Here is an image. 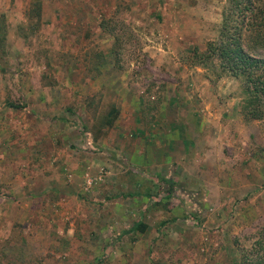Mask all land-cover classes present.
I'll return each instance as SVG.
<instances>
[{
	"label": "rangeland",
	"instance_id": "1",
	"mask_svg": "<svg viewBox=\"0 0 264 264\" xmlns=\"http://www.w3.org/2000/svg\"><path fill=\"white\" fill-rule=\"evenodd\" d=\"M34 1L0 0V67L11 78L17 70L29 78L71 84L58 90L69 97L55 105L53 117L71 134L67 149L77 167L64 170L69 196L60 192L57 202L69 205L72 215L67 220L54 217L50 229H34L31 223L23 229L19 224L18 236L9 239L18 240L22 233L42 247L47 230L59 243L65 234L70 238L71 247H56L48 258L39 252L28 257L29 249L22 250L26 260L36 259L37 264H241L240 254L264 226V207L258 204L249 222L238 220L237 209H224L214 218L209 196H201L200 183L186 174L196 164L185 159L191 153L159 154L169 138L165 131L185 136L186 130L189 136L198 118L208 126L219 120L242 145L233 119V114L244 119L238 81L199 63L196 54L216 38L225 0H38L40 17L28 18ZM110 101L122 114L104 131L99 127L104 120L107 128ZM177 117L180 127L171 124ZM250 141V146L264 148L254 145V138ZM129 144L137 146L136 152L128 150ZM156 147H161L159 153ZM172 158L181 162L175 164ZM151 162L159 167H147ZM162 172L179 183L169 198L164 197L168 186ZM88 176L94 177L91 186L85 184ZM121 181L130 184L125 192L136 182L144 183L152 197L132 196V202L119 205L123 199L117 198L116 184ZM38 189L53 194L47 192V183ZM10 190L8 184L0 185V194ZM143 208L142 222L154 234L163 231L148 248L147 238L134 240L132 234L121 233Z\"/></svg>",
	"mask_w": 264,
	"mask_h": 264
},
{
	"label": "crops",
	"instance_id": "2",
	"mask_svg": "<svg viewBox=\"0 0 264 264\" xmlns=\"http://www.w3.org/2000/svg\"><path fill=\"white\" fill-rule=\"evenodd\" d=\"M17 55L15 54V56ZM3 71L4 69L0 67V185L8 184L11 190L7 194H0V264H37L36 259H32L30 262L26 260L24 256L26 253H23L22 250L29 249L28 257L32 254L33 258H36L39 252L42 257L48 258L54 253L56 247L63 250L71 247L70 238H67L65 234L59 243L51 239L50 234L53 236L56 234L52 230H47L46 233L50 234L48 239L42 242V247L38 243L34 245L32 242H28L22 233L18 240L9 238L19 233L20 226L23 229L30 228L29 224L31 223L34 229H50L49 223L55 222L54 217L67 220L72 215L69 205L57 202L62 198L59 196L60 192L64 196H69L67 190H70V186L64 182L66 180L63 178L64 170L77 167L72 164L71 153L67 149L71 134H68L65 127L60 125L61 122L56 121L53 117L55 105L65 103L69 97L68 94H64V91L58 90H65L71 84L67 81H41L39 76L29 78L27 74L17 70L14 77L11 78L2 74ZM89 85L90 83H88V87H91ZM108 105L106 117L109 119V116L112 115L114 119L111 124L107 123V128L103 123L105 121L101 120L99 129L104 131L113 127L122 114L117 104L110 101ZM225 116L227 118L229 115L225 114ZM61 119L66 121L64 117ZM178 119L181 117H177L176 121H172L171 124L180 127ZM233 119L236 120V133L240 135L242 145L237 143L239 141L237 136L234 138L231 136L234 134L231 129L229 130L224 125L219 126V120H212L215 124L208 126L200 124L201 120L198 118L189 132V136H187L186 130L185 136L178 130H173L175 134L169 135V130H167L165 137L169 138L164 143L165 148L160 147L161 153L158 152L160 148L154 149L161 157H164L162 152L165 151L180 156L182 153H191L192 156L187 153L188 156L185 159L188 161L190 158V160L196 161V164L194 163L189 169L192 170L186 174L191 180L193 179L194 184L200 183L199 193L201 196H209L206 199L211 202L215 211L212 216L215 218L227 210L237 209L238 220L242 222L244 219L249 222L254 218V213L257 214L259 208L255 211L253 209L258 204L264 207V148L257 149L250 146V142L253 144L250 141L251 138L257 142L254 145H264V123H261L263 119L247 121L241 118L242 120H238L239 116L235 114H233ZM182 123L184 124V122ZM136 130L138 129L136 128ZM90 133L101 142L102 139L98 133L95 134L92 131ZM161 135L164 136V134ZM180 135L181 138H179ZM205 136H207L206 140ZM127 148L131 152H136L137 146L129 144ZM180 156L179 158H181ZM46 158H48V162H46ZM164 160L166 161V158ZM171 161L176 164V162L180 163L181 159L172 158ZM153 163H148L150 166H146L159 167L158 164ZM161 166H165L164 162ZM163 173L161 174L162 181L170 180L174 187H177L175 185V182L177 185L179 184L177 179L168 178ZM155 174L158 175V173ZM44 183H47V192L53 194H47L46 191L38 189ZM166 185L168 186V184ZM128 186L130 184L124 181L116 184V190L119 189L118 192L121 193L117 198L123 199L118 201L119 205H123L127 199L132 202V196L152 197L142 182L134 183V189L125 192L127 190L125 188ZM57 187L60 189L58 192L56 191ZM144 214H146V208H143L138 219L131 222L127 228H123L121 233L132 234L135 237L134 240L140 237L147 238L145 240L148 248L152 247L160 235L162 236L163 231L157 229L154 234L152 226L145 222L143 223L147 227L143 232L131 231L133 224L143 221L141 215L144 216ZM118 215L121 216L120 213ZM19 224L21 225L19 226ZM149 232H151L150 236H148ZM87 243L89 246L90 243L88 241ZM31 245L34 247L31 248ZM145 259L147 260L146 257ZM132 260L137 263L135 257ZM45 263L48 262L45 261Z\"/></svg>",
	"mask_w": 264,
	"mask_h": 264
},
{
	"label": "trees",
	"instance_id": "3",
	"mask_svg": "<svg viewBox=\"0 0 264 264\" xmlns=\"http://www.w3.org/2000/svg\"><path fill=\"white\" fill-rule=\"evenodd\" d=\"M29 17H40V3L32 2ZM199 63L217 69L218 75L237 80L242 99L240 113L245 120H259L264 116V0H225L221 23L214 40L196 52ZM108 124L114 119L109 116ZM163 179V178H162ZM164 181V180H163ZM169 198L173 182L165 179ZM147 225L133 224L131 231L143 232ZM241 264H264V226L249 248L240 254Z\"/></svg>",
	"mask_w": 264,
	"mask_h": 264
},
{
	"label": "built area",
	"instance_id": "4",
	"mask_svg": "<svg viewBox=\"0 0 264 264\" xmlns=\"http://www.w3.org/2000/svg\"><path fill=\"white\" fill-rule=\"evenodd\" d=\"M94 182V177L92 178V177H87L86 178V180H85V184L87 185V186H91L92 185V183Z\"/></svg>",
	"mask_w": 264,
	"mask_h": 264
}]
</instances>
